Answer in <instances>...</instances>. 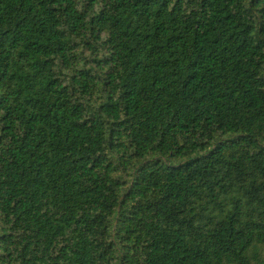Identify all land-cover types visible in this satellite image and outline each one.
Returning <instances> with one entry per match:
<instances>
[{"label":"trees","instance_id":"16d2710c","mask_svg":"<svg viewBox=\"0 0 264 264\" xmlns=\"http://www.w3.org/2000/svg\"><path fill=\"white\" fill-rule=\"evenodd\" d=\"M0 264H264V0H0Z\"/></svg>","mask_w":264,"mask_h":264}]
</instances>
